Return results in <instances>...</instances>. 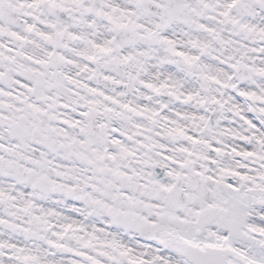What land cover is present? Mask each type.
Instances as JSON below:
<instances>
[{
  "label": "snow or ice",
  "instance_id": "obj_1",
  "mask_svg": "<svg viewBox=\"0 0 264 264\" xmlns=\"http://www.w3.org/2000/svg\"><path fill=\"white\" fill-rule=\"evenodd\" d=\"M0 264H264V0H0Z\"/></svg>",
  "mask_w": 264,
  "mask_h": 264
}]
</instances>
